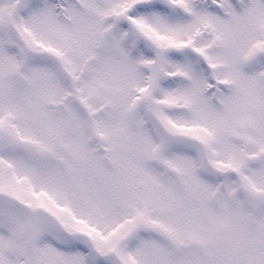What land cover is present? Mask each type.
Segmentation results:
<instances>
[{
    "label": "snow or ice",
    "instance_id": "1",
    "mask_svg": "<svg viewBox=\"0 0 264 264\" xmlns=\"http://www.w3.org/2000/svg\"><path fill=\"white\" fill-rule=\"evenodd\" d=\"M0 264H264V0H0Z\"/></svg>",
    "mask_w": 264,
    "mask_h": 264
}]
</instances>
